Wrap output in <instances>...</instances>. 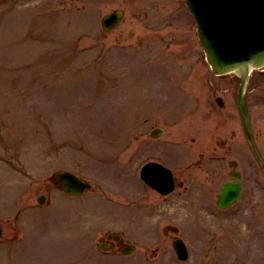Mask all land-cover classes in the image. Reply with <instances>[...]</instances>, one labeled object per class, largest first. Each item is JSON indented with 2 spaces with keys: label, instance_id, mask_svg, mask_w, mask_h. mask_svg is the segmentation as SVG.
Masks as SVG:
<instances>
[{
  "label": "rangeland",
  "instance_id": "374dc122",
  "mask_svg": "<svg viewBox=\"0 0 264 264\" xmlns=\"http://www.w3.org/2000/svg\"><path fill=\"white\" fill-rule=\"evenodd\" d=\"M118 7L126 10L123 22L104 32L102 15ZM204 58L184 0H0V261L9 256L18 264H135L144 246H159L157 264H182L172 248L173 224L188 228V264L205 256L212 261L202 223L211 200L199 195L207 188L205 170L194 166L209 148L207 138L234 137L239 144L236 157L249 175L240 204L264 199V179H252L261 168L237 106L240 79L217 77ZM190 67L201 72L196 85L206 95L204 105L194 102L190 90L195 76L184 79ZM182 80L188 81L185 87ZM141 81L146 93L167 82L162 97L151 91L161 100L157 108L145 103ZM225 87L231 93L221 109L213 93ZM247 100L253 132L263 135L264 156V74L258 69ZM154 126L164 132L150 140ZM135 154L137 170L146 160H162L175 166L185 184L168 197L143 192L136 169L126 162ZM61 168L94 179L84 199L67 198L51 182L50 174ZM42 193L56 200L42 204ZM231 209L225 217L236 224L237 238L229 241L241 245L227 244L224 262L234 264L238 254L252 262L263 243L264 209L254 219ZM108 231L123 233L135 250H102Z\"/></svg>",
  "mask_w": 264,
  "mask_h": 264
},
{
  "label": "water",
  "instance_id": "95a60500",
  "mask_svg": "<svg viewBox=\"0 0 264 264\" xmlns=\"http://www.w3.org/2000/svg\"><path fill=\"white\" fill-rule=\"evenodd\" d=\"M186 2L196 19L199 38L214 71L220 76L237 72L242 78L239 106L247 134L257 153L243 95L251 69L264 68V0H186ZM123 16L122 9L104 15L103 28L109 31ZM159 133V130L156 131V135ZM142 172L147 182L159 191L166 193L172 189L171 173L161 165L149 163ZM59 178L70 193L79 194L89 186L69 171L60 172ZM240 191V185H226L219 204L226 206L231 202L228 199L236 197ZM175 245L178 247L179 255L185 257V246L180 241L175 242Z\"/></svg>",
  "mask_w": 264,
  "mask_h": 264
},
{
  "label": "flooded vegetation",
  "instance_id": "af4514ba",
  "mask_svg": "<svg viewBox=\"0 0 264 264\" xmlns=\"http://www.w3.org/2000/svg\"><path fill=\"white\" fill-rule=\"evenodd\" d=\"M201 72L197 71L194 76H195V85H192L190 87L191 92H193V99L194 102L197 104H206V100L203 94H201L200 90L197 91V76L200 74ZM220 89V88H219ZM222 92L221 94H217V91L215 90L213 93V96L215 97V100L219 106V108L223 109L225 106V95L228 93H231V87H225V88H221ZM203 93V92H202ZM206 96V95H205ZM220 97V100H217V98ZM199 107V106H198ZM197 107V108H198ZM190 111H192V108H189ZM213 111V110H212ZM194 112V110L192 111ZM196 113V111H195ZM194 113V114H195ZM202 115V112L200 113V116ZM205 115V114H204ZM199 116V117H200ZM199 117H194V120H198L200 122V118ZM193 120V122H195ZM223 120H225L224 117H222L220 119V122H222ZM262 137V136H261ZM258 136V141H262V138ZM233 138L234 137H229L226 139H222L220 137L217 138H213L212 136L209 138H207V144L209 146V148H207L208 150H205L204 152H202L200 155L202 156V159L197 162L196 165L194 166H203L204 170L206 173H208V177H209V184L206 186L207 190L205 193L206 200H217L219 198L220 195V190H221V186L224 182L226 181H235L236 179L233 178L232 176H235L236 174L239 175L241 177V183L243 185V190H242V194L240 196V198L238 199L239 201L235 202L233 205H231L229 208H227V212L232 210L230 208L233 207H237V211H239L240 209L245 210L249 216H251L252 219H254L256 217V215L259 214L261 209H264V204L259 207L258 204L256 203L257 200H250L247 201L244 204H240L241 200L243 199V196L246 192V184L245 181L248 180V174L243 172V169L241 167V160L238 159V157H236L237 153H235V151H238V146L236 144L233 143ZM193 139H195V137H193ZM232 154V155H231ZM264 157V156H263ZM264 175V172L262 173ZM175 176V182H177V185H184L185 181H182L180 179V176L177 175L176 173L174 174ZM259 176V172L256 169L255 171H252V179L254 180V182H256V178ZM195 177V176H194ZM177 178V180H176ZM252 196H254V194H252ZM221 209L223 210V208H218L215 207L216 211H212L211 214L217 215L218 217L222 216V214L224 216H227L224 213H221ZM214 210V209H213ZM220 210V211H219ZM228 220H231L230 218H227ZM220 222V220H219ZM208 225H210V227L214 228V229H208L207 228V233H208V241L211 243V247L212 248H217L219 246H224L227 244L229 247H231V249H239L241 244H234L229 242L228 240L231 239V237L237 238L236 234H235V228H236V224L234 222H231L229 225V228L227 227L228 224L226 225V223H218L217 220H215L214 222H212L210 219L208 220ZM263 227H264V218H263ZM174 232L178 233L177 228H174ZM263 235H261V240H262V245L258 246L257 250V254L255 255V260L252 262H249V258L247 256H243L241 260H237V256H235L234 259V264H264V256L262 257V261H261V255L264 253V228L262 230ZM110 234V233H109ZM108 234V235H109ZM221 237V240L220 238ZM228 238V239H227ZM224 239V240H222ZM107 240V239H106ZM109 240V241H108ZM108 242H111L114 244V249L117 247V249H120L121 247H123L126 243L124 241V239L121 237L120 240H114V238H108ZM158 249V248H157ZM215 250V249H212ZM228 251V250H227ZM229 252V251H228ZM147 253V252H146ZM146 253L144 254L146 256ZM158 253V250L156 251H152L151 252V258L154 257L156 254ZM239 255V254H238ZM218 256V254H217ZM217 256L215 254H213V258L211 261V256L208 258L209 260L207 261L210 264L211 262L216 263L217 262ZM215 258V259H214ZM9 257L7 256L5 258V260L0 261V264H17L15 262H13L12 260H8ZM139 263H143L139 262ZM218 264V263H216ZM227 264V263H225Z\"/></svg>",
  "mask_w": 264,
  "mask_h": 264
}]
</instances>
